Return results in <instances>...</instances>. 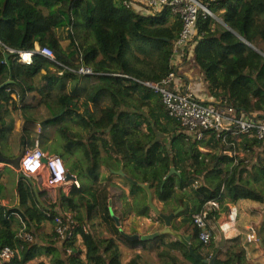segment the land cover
<instances>
[{"label":"trees","instance_id":"obj_1","mask_svg":"<svg viewBox=\"0 0 264 264\" xmlns=\"http://www.w3.org/2000/svg\"><path fill=\"white\" fill-rule=\"evenodd\" d=\"M124 1L0 0V112L17 110L27 132L52 126L62 141L54 139L50 151L72 161L69 174L79 182L73 195L59 198L73 212L75 234L60 242L54 229L43 245L36 242L39 224H53V212L0 205V250H17L0 264H46L39 260L42 255L48 257L47 264H122L121 247L154 250L160 264H209L212 258L214 264H261L246 261L238 237L222 254L213 238L203 245L192 216L208 201L264 203V141L248 136L238 140L226 131L186 138L179 122L166 114L161 96L140 82H160L172 69L179 75L173 43L181 21L168 9L140 14ZM200 1L213 17L199 11L196 32L180 62L201 75L213 102L234 108L237 116L255 113L264 120V0ZM35 45L50 48L53 60L34 52L30 64L19 62L17 52L34 51ZM80 66L91 73H77ZM41 72L35 86L33 78ZM6 88L18 95L17 102L10 100ZM34 141L23 138L21 143L30 147ZM38 145L45 148L42 142ZM226 151L244 154L229 156ZM102 169L121 170L136 182L126 180L137 215L148 217L151 211L143 185L168 214L182 207L171 228L187 232L189 244L168 234L150 240L122 235L110 214L109 190L115 184L111 177L99 176ZM18 192L21 207L33 200L30 189L19 186ZM151 214L153 221L164 224ZM208 216L216 220V211ZM96 226H106L111 236H99ZM19 231L33 238L25 240ZM142 257L134 252L126 264H149Z\"/></svg>","mask_w":264,"mask_h":264},{"label":"crops","instance_id":"obj_2","mask_svg":"<svg viewBox=\"0 0 264 264\" xmlns=\"http://www.w3.org/2000/svg\"><path fill=\"white\" fill-rule=\"evenodd\" d=\"M35 47L37 46L35 45ZM173 63L175 65L174 68L176 69V72L180 75H178L176 79V82H178V89L180 91L184 88V91H190L198 99L204 102H213V98L206 90L201 75L197 73L193 67L186 66L183 62H180L178 57L173 60ZM42 75L43 72L33 78L35 86L40 84ZM181 76L183 77V81H181ZM6 110L8 111L0 112V148L5 156L12 157L17 154L19 149L27 147L26 144L23 146L21 143L23 138L25 141L31 138H34L35 140L33 146L27 148H33L35 145L39 147L38 144L42 142L45 146L43 150L54 155V153L50 151V144L54 140L49 139V132L50 130L53 131L52 126L50 128L49 125L45 129L43 128V130H39L40 127L38 125L27 132L25 128H23V120L20 117V113L14 109ZM13 112L19 113V119L14 120V124L10 123V119L8 121L6 118V116L9 118L10 115L12 117ZM41 131L43 132V137L39 138L38 133ZM11 134H13L15 138H12ZM206 139L205 142L207 141ZM208 148L209 147H199L202 151H207ZM59 157L65 166L67 180L54 187H45L39 183L37 174L27 176L22 173L19 168H14L10 165L0 163V205L8 209L15 210L23 209L26 205H29L35 207L36 210L46 215L53 212L54 216H60L63 212H69L71 216H73V212L69 211L65 204L59 202V198L62 196L69 197L70 195H73L72 193L75 187L71 184L70 178H76V176L74 174H69V158ZM111 172L109 173L105 169H102L99 176L101 178L111 177V183L115 184V187L109 190L112 195L111 198H109V203L113 206L110 210V214L112 213L111 216L116 217L119 221V226H117L118 229L120 227L126 234H136L139 236L153 234L154 232L160 230L163 227V224L152 220L151 213L153 212L151 209L148 217L137 215L132 206L133 199L129 195L130 184L122 176L118 177V174L116 175L115 173V175H113ZM19 186L30 189L31 194L33 195V200L26 201V204H24L23 207H21L20 194L18 192ZM152 202L159 212L163 211L164 214H168L166 206L153 198V196ZM180 208L182 209V207H179L178 210H176L177 213L181 210ZM128 209L130 210L129 212L127 211ZM214 211H216L217 217L216 220L213 221V239L216 246L220 248L221 254L230 246V240L238 237L245 249L246 261L264 264V246L261 245V242H264V228H262L264 203L261 204L245 199L229 202L226 199L217 203V208H214ZM232 212L234 213L233 218L230 217ZM12 216L16 220H21L17 212H13ZM179 219L180 217H178L177 220ZM93 221L96 222L97 219L95 218ZM250 227L254 228L258 242H246L245 235ZM53 229L54 223L52 224L50 221L40 223L36 242L43 245V242L46 240V235L50 234ZM94 229L97 231L99 236H111V232L108 231L106 226L103 228L96 226ZM177 232L183 236L189 237L190 241V236L187 232ZM223 237L224 243L221 246V240ZM170 239L174 240V237L171 236ZM120 249L121 252H124V249L126 251L124 257L122 255V264H126L134 252L138 254L142 253L143 257L141 262L146 261L149 264H160L154 250L142 251L138 249L133 252L125 247H121ZM39 260H43L46 264L48 263V257L45 255L40 256Z\"/></svg>","mask_w":264,"mask_h":264},{"label":"built area","instance_id":"obj_3","mask_svg":"<svg viewBox=\"0 0 264 264\" xmlns=\"http://www.w3.org/2000/svg\"><path fill=\"white\" fill-rule=\"evenodd\" d=\"M124 4L140 14H152L168 9L172 15L178 17L181 21V31L177 40L173 43V52L176 58H181L182 54L186 52V47L196 32L199 11H202L204 15L213 17L208 6L203 5L200 0H126ZM8 52L14 51L9 50ZM34 52L53 60L52 50L43 46L41 48L35 47L34 51L17 52L18 61L26 65L30 64ZM190 58L191 54L188 53L187 59ZM77 73L90 74L91 70L80 66ZM176 79L177 75L172 69L160 82H140L161 96L166 114L179 122L186 138L201 139L205 131H213L218 134L226 131L237 136L238 140L242 136H248L264 141V120L256 118L255 113L248 115L241 113L237 116L232 107L215 102H204L190 91H180ZM5 91L11 101H18V95L14 91L10 88H6ZM224 153L229 156H243L244 154L243 151H226ZM41 159L45 162L41 163ZM19 169L27 176L37 174L39 183L45 187H54L67 180L61 158L41 150L36 145L24 151V155L19 162ZM70 181L73 186L79 187V182L75 177H71ZM196 184L197 182L194 183V185ZM214 208H217V202L208 201L200 212L192 216L193 224L198 229V239L203 245L209 244L213 238V221L208 214ZM230 217H234L233 212ZM53 223L54 232L59 241L72 238L75 235L73 232L74 221L69 212L54 216ZM18 236L25 240L32 239L31 234L28 232H19ZM245 240L246 242H258L254 228H249ZM16 253V249L3 247L0 250V261L9 262Z\"/></svg>","mask_w":264,"mask_h":264},{"label":"water","instance_id":"obj_4","mask_svg":"<svg viewBox=\"0 0 264 264\" xmlns=\"http://www.w3.org/2000/svg\"><path fill=\"white\" fill-rule=\"evenodd\" d=\"M8 55L7 53L4 54V58L5 60L7 59ZM158 140V138L155 139V141ZM23 150V149H22ZM20 159H21V154L18 153V154H15L14 156L12 157H8V156H5L2 151H1V148H0V163H4L6 165H10L14 168H19V162H20ZM174 170L171 168V172H173ZM116 174H118L119 176H122L125 180H127L128 182H130L131 184H136L135 181H131L129 178L125 177L124 173L119 170L117 172H114ZM145 191H146V194H147V204L149 206V208L152 210V212L154 214H157L162 220H163V227L158 230L157 232H154L153 234H145V235H136V234H126L125 232H123L121 230V228L119 227V232L124 235L126 238L128 239H131V240H137V239H141V240H150V239H153L154 237L158 236V235H162V234H168L174 238H176L177 240H179L180 242H182L183 244L185 245H188L189 244V237L187 236H183L182 234H180L179 232L177 231H174L172 228H171V219L174 215L177 214V211L173 212V213H169V214H162L159 212V210L153 205V202H152V193L149 189V186L148 185H143ZM181 209V208H180ZM112 215V213H111ZM116 222V225L119 226V221L116 217L112 216ZM224 243V237L222 238L221 240V246L223 245ZM189 252L192 253V249L189 248ZM1 263V261H0ZM209 264H214V258H212L209 262Z\"/></svg>","mask_w":264,"mask_h":264},{"label":"rangeland","instance_id":"obj_5","mask_svg":"<svg viewBox=\"0 0 264 264\" xmlns=\"http://www.w3.org/2000/svg\"><path fill=\"white\" fill-rule=\"evenodd\" d=\"M6 118L8 119V121H9V119H10V123H13V124H14L13 121L19 119V113H18V112H13V116H12V117H11V115H10L9 118H8L7 116H6ZM50 128H51V126H50ZM11 136H12V138H15L13 134H11ZM49 139H51V140L58 139L59 142L62 141L60 138H57V135H56L55 132L52 131V130H50V132H49ZM77 153H78V152H76L75 155H78ZM74 157H75V156H72V159H74ZM70 161H71V160H70ZM70 161H69V165H70V167H71V166H72V161H71V162H70ZM122 250H123V249H122ZM121 253H123L122 255H123V257H124V254L126 253L125 249H124V252H121Z\"/></svg>","mask_w":264,"mask_h":264},{"label":"flooded vegetation","instance_id":"obj_6","mask_svg":"<svg viewBox=\"0 0 264 264\" xmlns=\"http://www.w3.org/2000/svg\"><path fill=\"white\" fill-rule=\"evenodd\" d=\"M18 153L21 154V158H22V156L24 155V149H23V150H22V149H19L18 152H17V154H18Z\"/></svg>","mask_w":264,"mask_h":264},{"label":"clouds","instance_id":"obj_7","mask_svg":"<svg viewBox=\"0 0 264 264\" xmlns=\"http://www.w3.org/2000/svg\"><path fill=\"white\" fill-rule=\"evenodd\" d=\"M45 162V160H43V159H41V163H44ZM65 167V166H64ZM66 171V170H65Z\"/></svg>","mask_w":264,"mask_h":264}]
</instances>
